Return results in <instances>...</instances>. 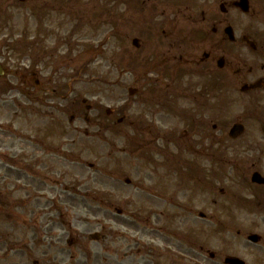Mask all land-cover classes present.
Returning <instances> with one entry per match:
<instances>
[{"label": "rangeland", "instance_id": "obj_1", "mask_svg": "<svg viewBox=\"0 0 264 264\" xmlns=\"http://www.w3.org/2000/svg\"><path fill=\"white\" fill-rule=\"evenodd\" d=\"M188 4L195 2L0 0V63L7 75L0 81V191L6 203L0 264H105L101 244L87 250L70 247L74 237L93 232L118 235L111 244L118 251L116 264H220V259L190 251L182 260L173 236L181 227L184 233H198L210 252L235 249L243 258L244 247L233 233L224 228L211 233L196 214L212 209L209 195L190 187L173 196L176 174L171 165L159 164L185 138L181 118L166 117V110L152 102L148 48H158L154 33L174 30L172 13ZM134 38L145 48H132ZM21 42H35V48L14 51L12 45ZM129 88L137 93L129 96ZM54 90H64L65 97L52 98ZM73 98L71 111L67 101ZM181 103L173 100L178 110ZM72 140L75 153L70 157L39 146ZM127 179L130 185H125ZM156 181L159 193H149ZM212 197L218 204L223 201L220 195ZM177 204L182 210H174ZM115 210L124 215L118 217ZM149 233L158 235L159 242ZM151 244L152 255L143 247Z\"/></svg>", "mask_w": 264, "mask_h": 264}, {"label": "flooded vegetation", "instance_id": "obj_2", "mask_svg": "<svg viewBox=\"0 0 264 264\" xmlns=\"http://www.w3.org/2000/svg\"><path fill=\"white\" fill-rule=\"evenodd\" d=\"M193 1V6L172 13L174 30L160 32L162 48L150 55L152 102L166 110V117L181 118L185 138L170 159L159 164L170 163L176 174L173 196L190 187L191 192L209 195L212 209L208 214L198 210L199 219L211 233L227 229L244 247L243 258L233 249L213 253L212 259H220V264L228 257L264 264V0ZM165 78L173 81L165 84L160 80ZM173 100L182 102L180 110ZM74 145L72 140L60 148L71 154ZM180 181L188 187L182 188ZM151 192L159 193L156 187ZM213 195L223 201L218 204ZM179 209L177 204L174 210ZM161 215L155 220L158 228ZM174 216L182 225L181 213ZM180 229L176 236L182 260L188 251L199 257L210 253L199 243L198 233ZM163 230L158 229L160 239ZM147 236L158 240V235ZM82 238V245L79 236L70 245L89 249V233ZM93 243L101 244L105 264L117 263L112 236L99 233ZM153 246L149 249L155 254Z\"/></svg>", "mask_w": 264, "mask_h": 264}, {"label": "water", "instance_id": "obj_3", "mask_svg": "<svg viewBox=\"0 0 264 264\" xmlns=\"http://www.w3.org/2000/svg\"><path fill=\"white\" fill-rule=\"evenodd\" d=\"M227 263H229V264H238V262L236 260H232V262L228 261Z\"/></svg>", "mask_w": 264, "mask_h": 264}]
</instances>
